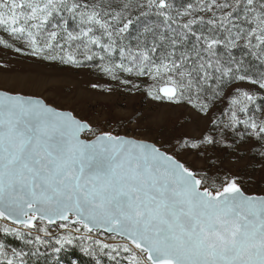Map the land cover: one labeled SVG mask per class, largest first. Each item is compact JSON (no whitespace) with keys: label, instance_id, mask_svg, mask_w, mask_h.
<instances>
[{"label":"snow or ice","instance_id":"snow-or-ice-1","mask_svg":"<svg viewBox=\"0 0 264 264\" xmlns=\"http://www.w3.org/2000/svg\"><path fill=\"white\" fill-rule=\"evenodd\" d=\"M136 8L164 19L133 48L123 41ZM0 46L75 67L98 59L123 85L132 81L121 74L148 76L160 85L153 99L187 103L210 122L157 146L95 135L70 112L0 93V218L21 226L6 234L32 237L25 242L34 248L9 252L0 243V264H29L53 227L62 230L54 252L78 244L95 264L102 256L110 264H264V196L245 195L236 176L217 184L209 155L238 150L236 135L264 147V70L252 71L253 61L264 67V0H189L182 9L169 0H0ZM189 154L208 169L188 166Z\"/></svg>","mask_w":264,"mask_h":264},{"label":"rangeland","instance_id":"rangeland-1","mask_svg":"<svg viewBox=\"0 0 264 264\" xmlns=\"http://www.w3.org/2000/svg\"><path fill=\"white\" fill-rule=\"evenodd\" d=\"M139 2L144 3L145 0ZM169 2L173 3L176 9H182L189 0H169ZM142 12L145 14L142 15ZM130 18L138 19V22L131 33L133 36L128 42H123L125 45L130 44L135 48L136 37L143 34L146 27L153 29L159 27L162 30L164 18L148 8L133 9ZM69 24L75 27V21L69 20ZM114 58L119 59L118 51L114 54ZM99 64L100 61L97 59L84 61L81 67H75L59 61L43 60L16 53L12 49L0 46V91L41 98L52 107L69 111L77 119L87 122L93 128L95 135L109 131L114 135L147 141L157 146L169 142L175 144L176 138L182 135H199L209 128L210 122L198 119L187 103L177 104L167 98L153 99L160 85L148 76L121 74L122 78L132 81L128 85H123L119 80H112L102 72ZM254 66L256 71L264 70V67L256 62ZM93 84L97 87L93 88ZM133 84L139 87L134 88ZM243 87L252 89L254 86L244 84ZM95 135L87 133L83 137L90 139ZM232 141L241 147L238 150H217L214 154L209 153L215 165L210 169L211 174L219 176L217 184L225 175L236 176L244 193L264 195V167H262L264 157L260 154L264 152V147L252 139H244L239 135L233 136ZM185 160L187 165L194 169H208L205 160L194 155L189 154ZM5 227L20 228L11 226L0 218V234L16 236L6 234L3 231ZM51 231L52 237L45 239L52 240L46 243L52 250L48 258V262L52 264L59 258V253L54 252V248L58 245L53 237L62 230L53 227ZM92 235L95 236L96 233ZM105 237L106 235L102 233L99 236L101 239ZM84 243L87 245L89 241ZM73 246L85 256L96 260V257L83 252L78 244ZM7 249L11 251L9 247ZM100 259L102 264H110L106 256ZM122 264H125L123 260Z\"/></svg>","mask_w":264,"mask_h":264},{"label":"trees","instance_id":"trees-1","mask_svg":"<svg viewBox=\"0 0 264 264\" xmlns=\"http://www.w3.org/2000/svg\"><path fill=\"white\" fill-rule=\"evenodd\" d=\"M132 24L129 25L128 31L124 34L125 39L123 42H128L131 38V33L136 28V23L138 19L131 18ZM235 54L239 56L241 53L236 52ZM255 62H253L254 65ZM255 67V66H254ZM252 68V71L255 72L256 69ZM3 220V219H2ZM4 221V220H3ZM22 231L27 232V230L22 229ZM32 237H25L24 239L18 238V236H4L0 234V242L4 243L10 249L15 248L16 250H23L24 252L31 253L34 251V248L31 245L26 244L25 239H31ZM48 242H52V240H47ZM40 254L36 256L29 255L26 259L29 264H51L48 262V258L52 253L50 250V245H40ZM38 259V260H35ZM52 264H95L93 258H89L85 256L80 250L75 246H70L65 248L62 252L59 253V258L55 260Z\"/></svg>","mask_w":264,"mask_h":264},{"label":"water","instance_id":"water-1","mask_svg":"<svg viewBox=\"0 0 264 264\" xmlns=\"http://www.w3.org/2000/svg\"><path fill=\"white\" fill-rule=\"evenodd\" d=\"M0 93H7V92H4V91H0ZM7 94H10V93H7ZM10 95H20V94H10ZM21 96H23V95H21ZM23 97H25V98H30V99H36V100H40V101H42L44 104H47L44 100H42L41 98H37V97H29V96H23ZM49 107H52L51 105H49V104H47ZM52 108H54V107H52ZM54 109H56V108H54ZM58 110V109H57ZM60 111H62V110H60ZM65 112H69V111H65ZM71 113V112H70ZM73 115V114H72ZM74 116V115H73ZM84 134H87V133H81V139H85L84 137H83V135ZM121 137H125V136H121ZM125 138H129V139H134V138H130V137H125ZM95 139V136L94 137H92V138H90V139H85V140H94ZM150 143V142H149ZM242 190V189H241ZM245 195H248V194H246L245 193ZM248 196H257V197H261V196H264V195H248ZM4 220V219H3ZM6 223H8V224H10L11 226H14V227H21V226H19V225H15V224H13L12 223V221L11 220H4ZM102 234H104V233H102ZM105 235H107V234H105Z\"/></svg>","mask_w":264,"mask_h":264}]
</instances>
